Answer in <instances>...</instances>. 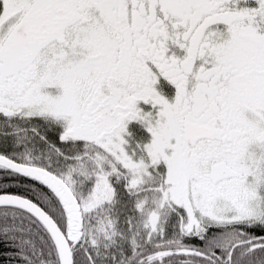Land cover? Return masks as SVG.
Here are the masks:
<instances>
[{
	"label": "snow or ice",
	"instance_id": "6c2138e0",
	"mask_svg": "<svg viewBox=\"0 0 264 264\" xmlns=\"http://www.w3.org/2000/svg\"><path fill=\"white\" fill-rule=\"evenodd\" d=\"M0 264H264V0H0Z\"/></svg>",
	"mask_w": 264,
	"mask_h": 264
}]
</instances>
